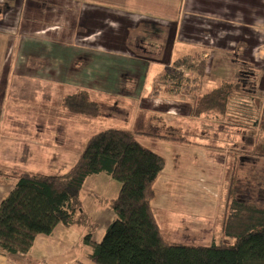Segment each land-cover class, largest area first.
Returning a JSON list of instances; mask_svg holds the SVG:
<instances>
[{
  "label": "rangeland",
  "instance_id": "374dc122",
  "mask_svg": "<svg viewBox=\"0 0 264 264\" xmlns=\"http://www.w3.org/2000/svg\"><path fill=\"white\" fill-rule=\"evenodd\" d=\"M59 36H63L60 31H51L47 37L40 38L36 49L50 56L44 60L30 59L27 53L30 44L22 42L20 37L8 42L0 39L1 54L9 48L13 59L11 73L0 75V168L9 170L21 165L20 159H26L29 150L25 141L33 136L40 138L42 149L54 155L70 145L71 150H76L77 161L87 141L96 133L111 128L141 131L139 140L166 161L155 181L152 199L164 240L201 246L234 244L235 240L223 233L231 203L230 191H234L238 200L264 208V158L252 154L259 141L264 143V132L259 126L264 112V73L256 74V68L242 64L237 69L232 65L228 72L226 68L218 69L214 75V68L210 67L204 92L181 100L180 95L167 90L162 81L166 68L158 63L152 66L131 59L95 60L98 64L93 70L89 69V60L84 61L83 67L76 65L75 60L65 74H56L64 70L63 59L56 60L50 52L68 51L66 54H71V58L76 56L60 44L47 42L49 37ZM123 65L130 70L133 66L147 71L134 75L123 70ZM42 68L53 74L36 75L35 71ZM187 76H191L189 71ZM236 78L239 90L229 101L228 115L218 111L199 117L192 114L193 96L200 97L221 81ZM81 90H88L99 101L102 109L99 117L68 111L65 99ZM140 100L147 107H137ZM59 130L69 137L73 135L72 139L56 140L55 133ZM25 159L23 166L37 173ZM66 172L62 170L57 175ZM38 173L53 175V172ZM111 180L113 183L106 181L105 186L110 197L121 187L114 178ZM86 190L92 192V185ZM95 212L100 215L99 230L106 231L113 222L110 216L115 219L114 213L98 205ZM141 260L143 264H151L149 256Z\"/></svg>",
  "mask_w": 264,
  "mask_h": 264
},
{
  "label": "crops",
  "instance_id": "0c3cea01",
  "mask_svg": "<svg viewBox=\"0 0 264 264\" xmlns=\"http://www.w3.org/2000/svg\"><path fill=\"white\" fill-rule=\"evenodd\" d=\"M51 31H60L63 36L49 37L47 42L76 53L71 58V54H66L68 51L50 52L56 60L63 59L64 70L56 72L58 75L71 69L75 60L76 65L82 64V67L84 61L89 60V69L93 70L98 64L95 60L107 59H131L152 66L158 63L168 69L174 60L184 56L208 59L207 75L210 67L217 75L218 69L226 68L228 72L232 65H236V69L252 66L257 69L256 74L264 73V0H0V39L8 42L20 37L22 42L30 44L27 51L30 59L50 57L35 46ZM7 50L3 55L0 51V75L10 74L12 70L13 59L9 48ZM131 67L132 70L122 66L134 75L146 74V69ZM39 72L50 73L45 68L35 71L36 75L43 76ZM105 90H109L108 87L105 86ZM188 96L180 94V99ZM139 102L137 107H147L143 100ZM72 137L61 130L55 133L59 142ZM25 142L29 149L26 159L22 157L21 165L9 170L34 173L23 166L25 159L33 170L57 175L62 170L68 171L76 162V150H71L70 145L63 146L61 153L54 155L42 149L43 143L37 136ZM105 175L89 177L81 195L84 212L97 225L96 242L102 240L106 231L99 230L97 218L100 215L95 207L110 209L107 201L116 198L120 190H114L110 197L105 186L106 181L111 184L113 180ZM100 177H106V181ZM14 185V180L0 183V205L13 192ZM89 185H92L90 193L86 190ZM85 193L92 197H86ZM112 216L111 222L114 221ZM83 237L84 231L77 227L57 225L51 236L36 237L28 258H9L0 252V264H95L89 258L90 250L84 246Z\"/></svg>",
  "mask_w": 264,
  "mask_h": 264
},
{
  "label": "trees",
  "instance_id": "16d2710c",
  "mask_svg": "<svg viewBox=\"0 0 264 264\" xmlns=\"http://www.w3.org/2000/svg\"><path fill=\"white\" fill-rule=\"evenodd\" d=\"M207 65L206 58H178L165 70L162 81L175 95L202 93ZM238 81L224 80L200 97L193 96L192 114L199 117L218 111L228 115L229 101L239 90ZM64 105L69 112L88 117L102 113L86 90L68 96ZM259 126L264 132V112ZM142 134L129 128L96 133L62 175L0 168V183L15 181L13 192L0 205V252L9 258H28L38 235L51 236L56 226L62 225L84 231L83 244L95 264H143V256H149L151 264H264V208L238 200L232 190L223 233L233 238L234 244L201 246L164 240L152 199L166 161L139 140ZM252 154L264 158L263 140ZM98 174L121 184L117 197L107 201L115 219L101 242L94 240L97 225L89 220L81 200L85 181Z\"/></svg>",
  "mask_w": 264,
  "mask_h": 264
}]
</instances>
